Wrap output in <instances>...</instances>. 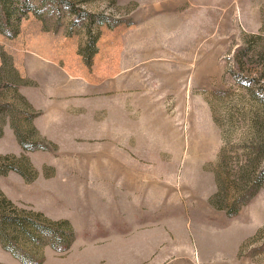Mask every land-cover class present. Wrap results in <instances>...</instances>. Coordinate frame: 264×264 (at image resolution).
Listing matches in <instances>:
<instances>
[{
	"label": "rangeland",
	"instance_id": "1",
	"mask_svg": "<svg viewBox=\"0 0 264 264\" xmlns=\"http://www.w3.org/2000/svg\"><path fill=\"white\" fill-rule=\"evenodd\" d=\"M0 201V264H264V0H0Z\"/></svg>",
	"mask_w": 264,
	"mask_h": 264
},
{
	"label": "trees",
	"instance_id": "2",
	"mask_svg": "<svg viewBox=\"0 0 264 264\" xmlns=\"http://www.w3.org/2000/svg\"><path fill=\"white\" fill-rule=\"evenodd\" d=\"M1 202L2 201H0V207L2 206L5 208L6 207L5 203H7V202H5V203L2 202V203H4V205L1 204ZM5 210H7V208H5ZM15 224L16 225H22L21 220L16 216H12V215L6 213V211H5V213H4V211L2 212L0 209V225H3V227H6V225H15Z\"/></svg>",
	"mask_w": 264,
	"mask_h": 264
}]
</instances>
